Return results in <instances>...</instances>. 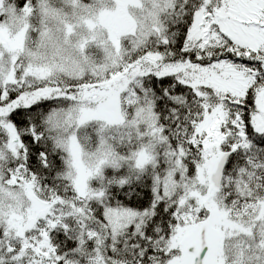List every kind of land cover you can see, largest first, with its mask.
<instances>
[{
    "label": "snow or ice",
    "instance_id": "6c2138e0",
    "mask_svg": "<svg viewBox=\"0 0 264 264\" xmlns=\"http://www.w3.org/2000/svg\"><path fill=\"white\" fill-rule=\"evenodd\" d=\"M0 264H264V0H0Z\"/></svg>",
    "mask_w": 264,
    "mask_h": 264
}]
</instances>
